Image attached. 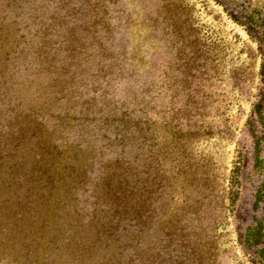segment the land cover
<instances>
[{"label": "rangeland", "instance_id": "rangeland-1", "mask_svg": "<svg viewBox=\"0 0 264 264\" xmlns=\"http://www.w3.org/2000/svg\"><path fill=\"white\" fill-rule=\"evenodd\" d=\"M263 61L264 0H0V175L13 153L29 178L0 221V264L42 259L37 193L22 205L30 186L74 171L80 209L94 190L102 201L108 181H92L91 169L122 166L104 159L114 149L132 162L131 183L138 173L142 204L114 222V264H263L246 237L251 226L264 234ZM98 213L63 229L94 240ZM73 247L53 256L79 264Z\"/></svg>", "mask_w": 264, "mask_h": 264}, {"label": "trees", "instance_id": "trees-1", "mask_svg": "<svg viewBox=\"0 0 264 264\" xmlns=\"http://www.w3.org/2000/svg\"><path fill=\"white\" fill-rule=\"evenodd\" d=\"M261 76L264 83V61L261 65ZM133 96V100L138 102V106H141L140 97L141 94H131ZM264 109V93L261 96L260 100L255 105V111L259 115L260 118H264L263 115ZM126 110H129L128 108ZM141 109L138 110V112ZM264 138L263 135L258 136V141L261 143ZM124 142V141H122ZM12 160L11 164L6 168V172H4V176L0 175V190L2 188V192L0 191V200L3 198V207L0 212V221L4 219L6 216H10L15 208L14 205V197L18 195L19 190L16 185L21 183V181H28L29 178L22 176L21 169L23 164H17L18 161H24V157L16 158L13 153L8 154ZM136 163L138 162L139 157L136 156ZM105 160L111 162L124 161L122 166L117 167L116 164L111 163L104 164V166H92L91 174L92 181L96 178L99 184L103 182L102 180H107L106 190L104 195V199L100 200V191L94 190L93 201L88 202L85 201L86 204L84 208L80 209V202H82L79 197V193L82 191L83 181H77V177L73 175L74 171H70L68 173L59 174L58 178L55 179L54 176H50L46 179V184L43 186L45 181L41 180L39 189H34L30 186L28 190L27 200L22 202V205L28 208L31 203V197L36 192L37 197L34 198L33 202L36 205L32 206L31 209V218L34 221L35 226V235L36 238V246L39 244L43 250L42 259H40V264H60L59 261L61 259V255L53 256L54 253H59L61 250L62 253L66 252L67 248L70 249V244H73V257L76 262L79 264H114V261L119 257L113 256V250L116 251V248H121L123 250L122 242H120L119 238L113 235V230L116 229V226L113 228L114 222L119 215H132L137 214L138 211L142 210V204H139V199L141 198L140 193V178L138 177V173L135 174L134 183L130 182L129 175H132L133 169H130L132 166V162L128 160H124L123 156H119L117 149H114L113 152L109 151L106 153ZM115 159V160H114ZM256 166L264 171V157H261V154L258 149V153L256 155ZM87 167L82 168V173L86 175ZM137 169V168H135ZM98 176L94 175V171ZM119 173H123L119 176ZM264 175V173H263ZM90 180H88L89 182ZM27 183V182H26ZM29 183V181H28ZM87 182H84V185ZM92 183V182H90ZM34 189V190H33ZM56 189V192L53 190ZM34 191V192H33ZM75 195V196H74ZM78 195V198H77ZM73 196L75 199L77 198V202L72 200ZM29 201V202H27ZM264 201V180L261 182L260 186L257 189L256 193V206H258L261 202ZM79 203V204H78ZM102 205V207H98ZM92 207L91 209L85 210V207ZM108 210H112L113 213L111 215H106ZM3 211V212H2ZM17 211V210H16ZM92 211V212H91ZM95 216H91L90 219V229H92V233L97 234V238L94 240H90L88 237L81 242V238H78L76 232V240L75 238H71L69 236V231L74 232V228L68 227L67 229H63L64 225L68 223V226L74 225L75 221L80 216L79 212L82 215L94 214V212H98ZM46 212V213H45ZM50 213V214H49ZM106 213V214H104ZM29 216V214H28ZM48 216V217H47ZM110 217V218H108ZM84 217H82L83 219ZM128 217L124 216L121 218L127 219ZM111 219V226L109 229L104 230V221ZM100 221V223H99ZM50 222V223H49ZM47 224L50 225L48 228ZM4 228V226H3ZM40 228V231L37 229ZM52 230L51 236L45 237L44 232L46 229ZM112 233V237L104 241L102 237L107 233ZM115 233V230H114ZM63 234V240H60L61 235ZM263 225L251 226L248 228L247 232V240L252 245H261V247L256 250L257 259L259 263L264 264V240H262L263 236ZM67 237V238H66ZM66 240V241H65ZM4 244L6 241L1 240ZM70 242V243H69ZM41 243V244H40ZM69 243V244H68ZM58 257V262H57ZM81 258V259H80ZM90 258V261H89ZM56 261V262H55ZM62 261V259H61Z\"/></svg>", "mask_w": 264, "mask_h": 264}]
</instances>
